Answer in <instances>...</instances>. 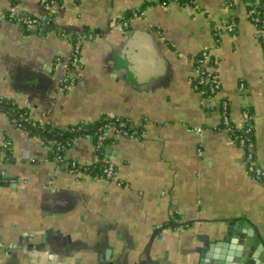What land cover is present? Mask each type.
Returning <instances> with one entry per match:
<instances>
[{
	"label": "crops",
	"instance_id": "obj_1",
	"mask_svg": "<svg viewBox=\"0 0 264 264\" xmlns=\"http://www.w3.org/2000/svg\"><path fill=\"white\" fill-rule=\"evenodd\" d=\"M153 1L0 0V109L60 131L107 115L136 134L108 128L101 160L74 136L60 163L0 110V264H243L246 231L264 245V185L219 110L225 101L234 126L250 117L264 170V54L245 1L154 4L121 25L124 11ZM10 13L41 25L27 30ZM53 28L79 33L78 66L67 63L69 36ZM206 49L220 82L208 99L192 85V57ZM68 73L76 82L63 91ZM104 159L112 182L66 168Z\"/></svg>",
	"mask_w": 264,
	"mask_h": 264
},
{
	"label": "built area",
	"instance_id": "obj_2",
	"mask_svg": "<svg viewBox=\"0 0 264 264\" xmlns=\"http://www.w3.org/2000/svg\"><path fill=\"white\" fill-rule=\"evenodd\" d=\"M258 2V0H255ZM46 0H40V3L44 5ZM259 8L260 12L257 13L253 10H247V18L252 25L253 28V36L254 38L260 43L263 54H264V0H259ZM144 16V12H139V10H134L131 12V15L128 18H125L123 14L120 17V23L123 27L127 26V23L131 20L134 19H139ZM9 17L12 21L19 23L22 25L25 29L29 30L34 27L40 26L41 23L39 20L35 18H30V17H17L15 14L10 13ZM232 22H230L227 26H222L221 28H215V34L222 35L224 32H230L232 31ZM65 37V36H64ZM69 48H70V53H69V60L67 61L68 65H73V67L78 66L79 63V49H80V44L81 41L75 42V44H71V41L69 38H67ZM74 49V51H72ZM208 59H209V53L208 50H203L202 51V58L197 61V68L195 69L196 72V78L192 80V85L193 88H196L195 81L196 79L198 80L199 83H202L204 86H206L205 90L198 91L202 97L208 99L212 98L218 91L220 87V82L215 73L212 71L211 67L208 64ZM66 68H68L67 64L65 65ZM76 82V75L75 74H66V76L63 78V80L60 83V89L63 91H66L71 88ZM220 116H221V129L226 132L228 135L231 136L232 139L235 140L236 145L244 149V139L243 137H236L233 135V132L235 130H244L246 134L251 133V125H250V117L247 114L243 115L242 118V123L238 126H234L229 119L228 115V105L225 101H222L220 103ZM104 128L110 127L109 124H104ZM245 128V129H244ZM116 133L125 136V137H133L131 134H129L127 131H117ZM87 140H91L90 136H84ZM103 139L102 136H99L96 140V142H93V147L94 150L99 148L101 146V140ZM250 144V143H249ZM57 162H60L59 157L54 158ZM245 166L247 172L255 179L257 180L260 184L264 185V170H262L256 163L254 162L252 153H247L245 152ZM76 166H78L76 163L72 162L69 165H67V171L70 173H75L78 172L79 170H76ZM115 168L112 165V163L104 159L102 162V171L100 174V177L103 180L110 181L112 182L115 180ZM120 184V182H118ZM32 264H59V263H54V262H36Z\"/></svg>",
	"mask_w": 264,
	"mask_h": 264
},
{
	"label": "trees",
	"instance_id": "obj_3",
	"mask_svg": "<svg viewBox=\"0 0 264 264\" xmlns=\"http://www.w3.org/2000/svg\"><path fill=\"white\" fill-rule=\"evenodd\" d=\"M170 1H176L179 4L185 5V4H191V0H154L151 3L143 4L138 10L139 12L145 11L148 7L159 4V5H166ZM246 4V10L253 9L257 15L261 11L259 8V0L258 2L255 0H244ZM61 0H46L44 4H59ZM131 15V11H124L123 16L125 18L129 17ZM32 18V17H31ZM55 31L60 32L62 34L68 35L69 40L71 41V44H75V42L79 41V33H76L75 31H67L60 28H53ZM215 32V31H214ZM74 51V49H72ZM202 58V52L198 53L197 55L192 57L193 67L194 69L197 68V61ZM211 63L210 58L208 59V64ZM196 85L195 90L201 91L205 90L206 86H204L202 83H199L198 80L194 82ZM3 110L7 113L10 120H13L14 124L31 134H35L37 136H40L42 139H44L51 148V156L53 158L59 157L60 163H64V152L69 147L71 140L74 136H90L92 142H96L97 138L99 136H102L103 139L101 140V146L97 149H95V153L99 156L101 160V153L103 144L107 141V137L105 136V131L108 128H113L115 132L117 131H127L132 136H135L134 130L129 128V125L124 121L117 117L107 116L104 115L100 118L98 123L92 125V126H72L69 129L65 131L56 130L53 127H50L45 124H41L37 121L32 120L30 117H28L27 113L25 111L15 110L14 112H11L9 110ZM104 124H109L110 127L104 128ZM222 127V126H221ZM245 129V128H244ZM233 135L238 137H243L244 139V150L247 153H251V144H252V130L250 134H246L244 130H235L233 132ZM235 141V140H234ZM236 143V142H235ZM250 143V144H249ZM71 163V162H70ZM69 163V164H70ZM68 164V165H69ZM76 166V170L86 172L89 175L94 176H100L102 171V163H97L94 165H79ZM6 183V180L4 177L0 175V185Z\"/></svg>",
	"mask_w": 264,
	"mask_h": 264
},
{
	"label": "water",
	"instance_id": "obj_4",
	"mask_svg": "<svg viewBox=\"0 0 264 264\" xmlns=\"http://www.w3.org/2000/svg\"><path fill=\"white\" fill-rule=\"evenodd\" d=\"M237 231H241V229L238 230L237 227H235ZM247 236H251V239L248 240L244 238V242L242 243V256L244 258L243 264H263L262 262L256 263L257 260L262 259L261 256L264 257V245L260 242V240L257 238L258 236L256 234H250V232H245ZM243 261V260H242ZM247 261V262H246ZM218 264H228L226 262L218 263Z\"/></svg>",
	"mask_w": 264,
	"mask_h": 264
}]
</instances>
